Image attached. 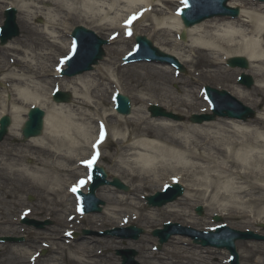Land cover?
Instances as JSON below:
<instances>
[{
  "label": "bare ground",
  "instance_id": "obj_1",
  "mask_svg": "<svg viewBox=\"0 0 264 264\" xmlns=\"http://www.w3.org/2000/svg\"><path fill=\"white\" fill-rule=\"evenodd\" d=\"M20 1L21 5L18 9L19 22L25 30V35L10 41L4 50L5 52L17 54V56H14L16 59L22 56L21 59L16 60V63L19 64V72L22 75H27L32 81H29L31 85L20 86L19 84L25 78L12 77V75L18 74L8 76L12 79L13 85L0 90L2 94V96L0 95V116L3 114L11 115L12 124H10L9 136L18 139L21 126L26 119V110L31 105L40 108L53 107V110L44 119L41 136L28 139L25 145L15 144L9 146L5 144V141L0 143V191L5 198L11 196L14 189L17 192H26L33 189L39 192L37 194L39 197L46 200L45 205H43L44 207L47 205L46 208L52 207L51 210L57 211L58 206L59 208L63 207L66 202L73 200L74 209H76L78 203L75 194H66V199L59 200L56 204L51 196H54L57 192L55 185H57L56 182L63 173L72 175L75 178L77 173L85 171L87 179V168L89 166L80 162L81 159L86 157L84 155L85 151L92 152V155L85 159L96 156L93 164L104 157L103 155L100 156L98 150L104 140L107 141L109 138L107 135L109 125L112 123L107 120V117L111 115L105 116V119L102 118L101 121L97 120L101 116L100 111L96 108L101 103L104 104L105 99H102L99 88L100 82L93 80L96 76L100 78L105 75L111 84L119 85H122L120 78L126 80L128 78L127 82L129 84L140 89V96L137 99L142 103L143 101H151L147 100V97L160 99L161 101L175 100L174 103L179 107L177 112L181 113L182 107H185L188 109V113L193 111L197 114L201 113L197 110V106L201 102L196 95L197 93L192 89L197 82L205 81L196 74L198 70L192 71L183 79L182 84L186 89L183 88L181 97L174 96L167 85L177 83L178 80L174 79L176 72L169 66L157 67L146 63H134L127 67H122L119 64L118 66L115 65V58H113L117 53L115 48L127 42L118 35L116 37L119 38L112 41L113 45L103 47L108 53V59L106 63L95 66L96 73L86 74L89 79L85 77L86 80H82L74 76L67 80L70 86L69 83H65L67 85L63 88L61 81L57 84L61 86L60 90L71 94V102L56 103L49 101L50 95L46 97V100H41L37 89L44 80L38 79L43 78L46 74L45 76H48V80H50L47 81L49 83L53 81L51 78L52 73H56L58 69L49 70L48 65L43 64L42 61L49 55H52L51 60L54 61L59 54H53L56 51L66 49V45L61 40L63 35H60L57 31L60 26L62 27L59 30L68 29L66 23H64L66 20L84 21L101 30L114 29L119 25L120 17L130 12L133 16H136V19L129 27L122 26V29L127 36H131L134 34L133 29L142 24L149 16L147 18L149 24L145 25L146 28L142 32L150 30L148 35L151 34L158 42L169 41L168 34L170 32H174L173 35H176L181 31L185 34V38L181 41L184 42L188 34L190 37L188 51L180 53L179 46L182 45L177 41H170L172 47L170 51L172 50L173 54L178 56L176 58L183 66L187 63L191 64L192 67L197 65V68L205 73L210 72L207 69L214 66L215 63L219 67L224 62V58L219 59L217 55L221 57L227 55L228 58L243 56L248 60L247 62L252 63L247 71H243L255 77L256 85L249 93L233 87V94L244 100H249V103L257 107H264V3L256 4L250 0H242L246 2L242 3V7L244 8L245 4H249L248 9L250 10L245 12L241 9L239 19L225 21V18H216L188 29L182 27L178 15L172 13L171 8L167 5L175 2V0H109V3H106L105 0ZM178 2L180 1L178 0ZM206 2L209 3L210 0ZM206 2L205 0H198L195 3L201 6ZM43 4L45 7H42ZM155 4L159 9H150L151 5L154 6ZM229 5L232 7L239 6L235 2H230ZM254 6L256 8L253 9ZM178 7L179 5L176 6V8ZM42 9L44 12L41 11ZM36 14L42 16L45 23L40 29L37 25L32 26L29 23V20ZM142 32L137 31L134 35L142 34ZM107 38L115 37L110 35ZM161 50L163 49L161 48ZM176 50L179 51L175 52ZM163 52L166 51L163 50ZM8 67L7 64L0 62L1 70ZM109 69H112L113 72L110 73ZM238 70L240 71L237 68L229 69L232 74ZM117 72H121L120 78H118L119 74ZM76 84L78 89L75 87ZM6 94H11L12 97L4 99L3 96ZM258 94L259 98L256 99L255 96ZM159 105L166 108L165 103ZM87 106L96 107L94 111H90V116L83 110L77 111ZM71 107L75 108L74 111H70ZM66 108L68 109L66 110ZM145 112L142 109H137L132 118L122 123L119 122L118 127L122 124L132 127L127 139L131 136L146 135L148 137L154 136L156 142L125 143L126 140L123 138L118 139L117 142L120 144V148L116 151L117 158L112 160L118 171L129 181L136 183L135 191L143 189L156 181L160 183L163 178H167L164 173L170 170L175 172L174 175L170 174L173 175V178L179 180L176 174L181 176L179 183L182 185L184 179H188L189 184L186 187L185 200L201 197L209 201L210 206L215 207V209L219 208L216 210L217 214H226V216L241 219V221L253 219L254 222H257L258 218H254V216L260 212L264 214V207L259 208V204L264 201V114L246 121L232 119L228 122L227 119H216L213 122L203 121L198 125L190 123L186 126L187 123L182 124L171 119L146 117L147 112ZM88 116L91 119L90 121L95 122V124L102 122V127L105 125L103 121L107 123L108 130L106 129L102 140L98 131L99 125L93 133L82 124L85 120L84 117ZM179 124H182V129L179 128ZM96 131L98 132L96 133ZM97 141L101 142L97 144ZM75 142L82 143L79 149H83L84 154L82 157L75 159L73 162L75 167H69L67 164L71 161V158L73 159L75 155L73 151H76L78 147H72ZM136 150H144L145 153L139 154L136 153ZM80 153L82 152H78L76 155H81ZM24 158H34L33 164L31 166L24 165ZM161 169L167 171L164 172ZM114 175L118 176L117 174L112 176ZM87 182L88 179L83 185L77 184V186L83 190ZM61 184L63 189L65 184ZM69 184L67 182L66 186ZM134 190H132V193H134ZM100 192L108 205L107 210L110 213H105L104 217L109 218V221L118 220V224L125 222L128 218L125 215H119L118 210H116L119 205H125L126 207L121 212L131 211L132 214L134 211L135 214H138L140 206H137V203L132 204L127 201V198L119 200L112 187H102ZM70 195L72 198H70ZM179 201L166 205L170 206L169 212L171 210L176 211L180 214V217L187 214L191 215L186 211L181 212L182 202ZM53 204L57 205V208H54ZM25 212L23 211V213ZM31 214L32 212L28 215L29 218ZM140 217L142 215H138L139 219ZM100 218L97 215H89L87 225L91 229L100 227L102 225L101 220H104V218ZM64 219L61 216L56 221L57 226L66 224ZM145 219L144 221L147 223H152L154 218L153 216H147ZM8 222L7 219L5 223ZM193 224L198 225L200 223L193 222ZM68 228L70 226L62 232L64 234L69 233ZM33 233L35 234V243L39 237L53 240L57 238L55 231L52 233L41 230L33 231ZM81 240V244L74 246L75 249L71 254L74 260L70 258V264H102L99 256L104 249L107 250L111 247V242H115H108L103 237H84ZM45 242L47 243V241ZM53 244L57 245L58 243ZM11 250L10 255L13 253V249ZM163 250L164 255L158 256L159 260L157 262L152 261L154 256L147 254L143 256L142 264H216L209 259L210 255L214 254L213 250L202 249L189 239H183L180 236L171 238ZM263 251L255 246V249L246 252L244 261L248 263L249 260L253 259L255 264H264ZM257 254L263 256V259L257 261L255 259ZM8 258H5L7 264H12L11 256V259ZM35 259V257H28L25 262L26 264H33ZM48 261H50L49 264H54L55 259L50 258Z\"/></svg>",
  "mask_w": 264,
  "mask_h": 264
},
{
  "label": "rangeland",
  "instance_id": "obj_2",
  "mask_svg": "<svg viewBox=\"0 0 264 264\" xmlns=\"http://www.w3.org/2000/svg\"><path fill=\"white\" fill-rule=\"evenodd\" d=\"M250 1L252 3L254 2V3L258 4V2H255L254 0H250ZM105 2L109 3L110 1L105 0ZM233 2L237 3L239 5L238 8L240 10L242 9V11L246 12V11L250 10V9H248V7L250 6L249 4H245L244 8L242 7V3H246V2H243L242 0H234ZM8 4H12V6L17 9V11H16L17 12L16 23H17L18 28H19L18 37H23L25 35V32H24L25 30L20 25L19 10H18L19 6L21 5L20 0H0V24L2 25L1 22H3V19H4L3 18V11H4L5 7L8 6ZM157 4H159V3L157 2ZM157 4H155L152 8L158 9ZM176 4H178V3L173 2V3L167 4V5H169L170 8H174L176 6ZM228 4H230V2ZM159 5H161V3ZM164 6H166V4H164ZM42 7H45V5ZM254 8H256V7L254 6L253 9ZM41 11L44 12L43 9ZM148 17H146V20L144 22H142V24H140L138 27L136 26V29H135L136 32L137 31L142 32V30L144 28H146L145 25L149 24V20L147 21ZM40 20H41V22H39ZM73 20L74 19H70V20H68V21L66 20L64 22V23H66L65 24L66 27H68V29H63L64 32H62V30H59L62 26L58 27L57 31L60 35H63V39H61V40H63V43H65V44L69 40V35H67L68 32H70V30H72L71 28H73L74 26H76L78 24H82V25L89 27L90 29L94 30L96 32V34H98L101 38L107 37V35L109 33H111L112 31L115 30L112 28L111 29H104V30L103 29L101 30L99 28L96 29L93 24H89V23L84 22V21L75 22ZM224 20L225 21H233L232 19H229V18H225ZM29 23L32 26L37 25V27H39V29L45 25L43 17L39 16L37 14L34 15L29 20ZM117 30H118V28H117ZM98 31H99V33H97ZM149 32H150V30H147L145 32H142V34H143V36H147L153 42V44H155V46H157L160 49L162 48L164 51H166L168 53L173 54V51L172 50L170 51V49L172 48L170 46V41H177V42L181 43L182 46H179L180 47L179 48L180 53H183L182 51H188V46L190 45V41H189L190 37L187 34L188 32L186 33L187 34L186 40L184 42L177 40L175 35H173L174 32L173 33L170 32L168 34L169 35L168 36L169 41L158 42L153 36H151V34L148 35ZM18 37H14L11 40H9L6 44L0 45V62L5 63L9 66L7 69L6 68L3 70L0 69V82L3 83V80H4L5 82H7L5 84L11 85L13 83V81L8 76L12 75V74H18V75H12V77H20V78L23 77V78H25V80L23 82H21L19 85L20 86H28L30 84L29 81H32L31 78H29L27 75L26 76L22 75V73L19 72V66H18L19 64L16 63L17 62L16 60L21 59L22 56H20L16 59V58H14V56H17V54L5 52V50H4L5 46H7L10 41H13L15 38H18ZM125 41H127L125 44H122L120 47L115 48L116 49L115 51L117 53L115 54V56L113 58H115V65H117V66H118L119 62H121L122 67H127V66L132 65V64L125 65L122 62L123 56L126 55L128 52L132 51V48L134 46L133 39L132 40H125ZM111 45H113V44L108 43V45H106V47H109ZM179 50H176L175 52H177ZM64 53H65L64 50H60L58 52L56 51L53 55L59 54L57 56V59H58L59 56H63ZM226 56L227 55H223L221 57L220 55L219 56L217 55V57L219 59L225 58ZM176 57H178V56H176ZM51 58H52V55H49V56H46L42 61L43 64L48 65V68H50L49 70H51L52 64L54 62L56 63V60L53 61V60H51ZM107 59H108V53L104 49V57L102 58L101 61L98 62L97 65H99L100 63L101 64L106 63ZM217 62H219V61H217ZM141 63H143V62H141ZM146 64H151V65L157 66V67L167 66V65L156 64V63H146ZM251 65H252V63H249V68ZM197 67H198L197 65L192 67L191 64L187 63L184 65V68H185L184 73L179 74V76L177 78H175L173 76L174 79L178 80V82L177 83H171L167 86H169V89L173 92L174 96L181 97V95L183 94V88H185L182 84L183 79L185 78V76H187V74L191 73L192 71L198 70V72L196 74H198L199 78H202L205 81L204 82L203 81L197 82L192 87V89L195 91V93H197L196 95L201 102L198 104L197 110H200L202 107H205L204 106L205 101L203 100L202 95H200V94H201L202 87L207 84L213 88L224 89V90L228 91V93H230L232 96H234L237 99V101L239 100L240 103H242V104L250 107L252 110H254L255 111L254 117H252L249 120L255 119L260 114H264V107L263 106L257 107L255 105L249 103L250 102L249 100H246V99L244 100L240 97H237L235 94H233V89H234L233 87L244 90L247 93H249L252 90V88L256 85V79L252 74H250V75L253 78V84H252L251 88H246L245 86L237 84V77L240 74L241 70L235 71L232 74V73H230L231 71H229L230 68L225 66L224 62L219 67H217L216 63H215L214 66L207 69V70H210V72H206V73L204 71L199 70ZM95 68L96 67L94 66L92 71L82 73L80 75H77V77L81 78L82 80H84L85 77H86V79H89V78H87L86 74L96 73ZM224 69H225V71H224ZM108 71L110 73L113 72L112 69H109ZM49 72H51V71H49ZM117 73L119 74L118 78H120L121 72H117ZM207 73H209V74H207ZM45 75L46 74H44L43 78L38 79L41 81L44 80V81H42L43 83L41 85H39L38 89H37L38 90V92H37L38 96L40 97L41 100H46V97L48 96V92L54 86V84L59 83L61 81L60 83H62L61 85L64 88V86L69 83L67 81V80H69V78H67V77L60 78V76L51 77L53 79V81L48 83L47 81H50V80H48V76H45ZM91 75H93V74H91ZM220 77H222L224 79H221ZM79 78H77V79H79ZM106 78L107 77L104 75V76H101L100 78L98 76H96L93 79L94 81L100 82L99 88L101 90L102 99L103 100L105 99L104 104L101 103V105H99L97 108L96 107L95 108L100 111L101 118H104L107 115H111V116L107 117V120H110V122L112 123L109 125V130H110L109 138L107 139L104 146H102V150H100L102 152V155L104 156L102 158V160L100 161V165H102L105 168V170L108 172V174L110 176H112L113 174H117L118 176H116V175H114V176H116L118 179H120V181L124 182L129 187V190H127V192L120 191V190L113 188V187H112V189L115 191V195L117 197H119V200L122 198H127V201L131 202L132 204L137 203V206H140V210H138L139 211L138 215H140V216L142 215V217H140V219L139 218L135 219V220L131 219V220L126 221L125 223H119V224H117L118 220L109 221V218L104 217L105 213H110V212H109V210H107L108 209L107 202L101 196V192H100L101 188L99 189L98 192H96V196L98 197V199H100L104 202V205L102 206V211L99 214H95V215L100 216L101 218H104V220L102 219L100 222V223H102V225H100V227H97L95 229H91V227L87 225V217L88 216L86 218H83V219L81 218L79 220L78 218L76 219V215L74 214L73 219L70 220L68 213L73 214L72 204H71L72 200L70 202L69 201L66 202L65 203L66 205L63 207L59 208V206H58L57 211H53V210H51L52 207L46 208L47 205L45 207L43 206V205H45L46 200L39 197L37 195V194H39V192L35 191L33 189L30 191H26V192H20V191L17 192V190L14 189L12 192V195L8 196L6 198L4 197V194L0 191V236H8V237L9 236H16V237L21 236V237H24V239H25L23 243H19V244H8V243L0 244V264H7V260L5 258H7V257L10 258V256L12 258V260H11L12 264H26L25 261H27L28 256L31 253L36 252L38 250H44V253L40 254L36 264H49L50 261H48V260L50 258L55 259L54 264H70V261H71L70 258L73 259L71 254H73L72 251L75 249L74 246L81 244L82 238H84V237H98L95 235L81 234V230L83 228L87 229V230H91V231H100L101 232L103 230L113 228L116 226L125 227L129 224L137 226V227H141V229L143 228L144 229L143 231H145L144 234L141 235L137 240H132V241L131 240H121V239H118L115 237H103L108 242H111V241H115V242H111V247L107 250L104 249L102 254L100 253L101 255L99 256V258H100L102 264H119L120 263V257L115 252H116V250H118L120 248L133 249L136 252V255L134 258L137 260L136 262H138V264H142L143 256H146L147 254L154 256V257H152V261L157 262L159 260V258H157V257L164 255L163 249L166 247L168 241L173 237H171L165 244H162V246L158 250L153 249L154 247H156L158 245V243L156 241L157 238H154L151 235V231L154 228H157V227L160 228L162 226V224L166 221L179 222L182 225L192 226V228H193V226L200 228L197 225H194V224L192 225L193 222L200 223L198 225H201V226H203V225L206 226L207 224H211V225L213 224V222L211 221V218L213 217L214 214L217 213L216 210H218L219 208L215 209V207L210 206L209 201H207L206 199L201 198V197H194V198H191L190 200H185L184 197H185V194L187 191L186 187L189 184L188 179H186L185 177H182V178H185L183 181L184 194H183V196L176 198V200L173 201L172 204L174 202H177L178 200H180L179 202H182L181 203L182 208H180L181 212L183 211V213H184L186 211V212L190 213L191 215L187 214V215H184L183 217H180V214L177 213L176 211L171 210L169 212L170 206L165 205L166 207L163 206V207H159V208H151L150 209L146 206V204L143 200L145 195L153 194L154 192L160 190V188L162 187L163 184L170 183L171 182L170 177H172V176H170V174H174L175 172H172L170 170L168 172H165L167 170L161 169V171L164 170L165 173L164 172H160V173H164L167 176V178H163V180L160 183H158L156 181V182L150 183L149 186H147L143 189L135 191L134 189H135L136 183L129 181L120 171H118L117 167H115L113 165V161H112V160H115L117 158L116 151H117V149L120 148L119 147L120 144L117 142L118 139L123 138L124 140H126L125 143H135V142L141 143L143 141H145V142H147V141L148 142H151V141L156 142L155 141L156 139L154 138V136L148 137L146 135L131 136L130 138L127 139V135L129 133V131L132 130L131 129L132 127H129L126 124H122V126L118 127L119 122L122 123V122L127 121L130 118H132L134 116V114L136 113L137 109H142V110L147 112L146 107H148L149 104L165 103L167 110L185 116L186 120L184 122H180V123H182V124L187 123V124H185L186 126H188L190 124L187 120L188 115H190V113L187 112L188 109H186L185 107H182L181 113L177 112L178 111L177 109L179 107H177L176 104L174 103L175 100H173V101H169V100L161 101L160 99L147 97V100L149 99L151 101H149V102L143 101V103H142V102H140L139 99H137V97L140 96V89L134 88L133 85L129 84V82H127L128 78H127V80L125 78H120L122 85H119V84L114 85L113 83L111 84V82ZM65 83H67V84H65ZM69 86H70V83H69ZM69 86H67V87L69 88ZM115 86H117V88L119 89V91L122 94L127 95L130 99L131 111H130V114L126 115V117L122 116V115H118V114H113V112H112V101H111V99H112V94L115 91V89H114ZM75 87H76V89H78L77 84L75 85ZM1 88H2V86H0V90H1ZM0 95L2 96L1 91H0ZM3 97H5L4 99L8 98L5 95ZM9 97H10V95H9ZM255 98L256 99L259 98V94L257 96H255ZM71 100H70V102H71ZM156 100H158V102H156ZM167 101H169V102L166 103ZM68 108H66V110ZM95 108L91 107V106H87V107H84L82 109H78L77 111L83 110V111H85V113L89 114L90 111H94ZM43 109L45 111L44 113L47 116V115H50V112H51V110H53V107H50V108H44L43 107ZM74 109L75 108L71 107L70 111H74ZM193 112H195V111H193ZM145 115H146V117H149V113H146ZM46 116H45V118H46ZM89 116H90V114H89ZM89 116L84 117L85 120L82 119L83 120L82 124L86 128H88L90 131H93V133H94L96 130V124H95V122L90 121L91 119H89ZM96 117H98V116H96ZM216 119H227V118H216ZM227 121L230 122V121H232V119H227ZM182 124H179L180 129H182ZM214 130H216V129H214ZM9 133H10V128H9L8 134H6V136L3 138V141H5V144H8L9 146L10 145L14 146L15 144H19V145H25L26 144L27 141L23 142L21 135L19 136L18 139H13L9 136ZM81 144H82L81 142H79V144L75 142L74 145H72V147H74V146H78V147H77L76 151H73V154H75L73 156V159L71 158V161L68 162V164H67V165H69V167H74L75 165L73 162L75 161V159L83 156V154H84L83 149H79ZM256 149L258 150V148H256ZM78 152H82V153H80L81 155L77 156L76 153H78ZM85 152L86 153L84 155L86 156L88 152L87 151H85ZM136 153L141 154V153H145V151L144 150H136ZM33 161H34V158H26V159L24 158L23 164L27 165V166H31L33 164ZM64 163H65V161H64ZM76 175L78 176V173ZM73 179H75L74 176L68 175L65 173H63L62 176H60V178L58 179V182H56L57 185H55V187H57V192L55 193L54 196L53 195L51 196L54 199L55 204H56V202L58 203L59 200L66 199V192H67L66 191L67 190L66 183L71 182ZM0 180H1V172H0ZM61 183L65 184V187L63 189H62ZM105 187H109V186H105ZM132 190H134V193H132ZM55 204H53V207L57 208V205L55 206ZM197 205H200L203 207V215L202 216L197 215L194 211L195 210L194 207ZM260 207H264V201L261 204H259V208ZM22 209H30L32 212V214L30 216L33 217V219L43 220L45 218H48L51 221V223L49 225L43 226L41 230L45 231V232L49 231L52 233H54V231H55L57 238L53 240L51 238L39 237V239L35 243V234L33 233V231H41L40 229L36 230L32 226H26V225H20V224H19V226L14 225V219L17 218L19 211ZM125 209H126L125 205H119V207H117L116 210H118L119 215H121V216L122 215H126V216L131 215V211L130 212H127V211L121 212V210H125ZM220 215L223 216V214H220ZM61 216L63 217V219L66 216V218L64 219V222L66 224H63V226H60V225L57 226L56 221L59 218H61ZM116 216L118 217V214ZM132 216L134 218L137 215H132ZM147 216H153L154 219H152V223H147L146 221H144V220H146L145 217H147ZM222 218H223L224 222L229 227L239 229V230L249 229V230L254 231V233L256 232V233L264 234V231H262V229L259 228V224L264 223L263 212L257 213L254 216V218H258L257 222H254L253 219H250L248 221L247 220L241 221V219H234V218H231V217L225 216V215ZM7 219L9 220V222L5 223V221ZM65 225L66 226H72L73 229L76 228L75 230H77L75 238L74 239L69 238L70 243L68 245L65 244L66 242L64 241V235H62L63 234L62 231L64 230ZM52 229H57V230L53 231ZM71 235L72 234H70V236ZM181 237H183V236H181ZM183 238L185 239L188 237H183ZM142 239H144V240H142ZM45 241H47V243L50 244V247L47 249L44 248V246H41L42 243H44ZM55 242H57L58 244L57 245L53 244ZM235 244H236V246H235L236 250L239 254V256H238L239 257V264H255L253 259L249 260L248 263H246L244 261V255L246 254V252L251 251L252 249H255V246L264 250V242L263 241L262 242L261 241H237ZM11 249H13L12 255H10L12 252ZM206 249H211L214 251V254L210 255V258H209L212 262H214L216 264H227L225 262L226 261L225 257H227L228 251L223 250V249H215V248H208V247ZM3 254L4 255L7 254L6 257H4ZM255 259H257V261H260V259L261 260L263 259V256H261L260 254H257L255 256Z\"/></svg>",
  "mask_w": 264,
  "mask_h": 264
},
{
  "label": "water",
  "instance_id": "obj_3",
  "mask_svg": "<svg viewBox=\"0 0 264 264\" xmlns=\"http://www.w3.org/2000/svg\"><path fill=\"white\" fill-rule=\"evenodd\" d=\"M190 1H194V0H190ZM206 1V0H205ZM224 0H210V4L208 5L207 3H205L204 5H196V13L195 11H192L194 13V17H193V22L194 21H200L201 19L205 18V17H209L211 15L214 14H222L223 12V5ZM190 11L189 8H186L185 10H183L182 14H183V19H185V23L186 25H189L190 23H193L192 21H188L186 20V16L188 14V12ZM14 18L13 17H8L6 22H5V38L12 36L15 33V25H14ZM138 40H140L142 42V45L145 46L147 49H149L155 56L160 57L163 55L162 52H160L158 49L153 48L150 44V42L148 40H146L143 36L138 38ZM99 45L96 46V52L95 54L90 58V60L88 61V63L85 65V69H89L90 64L91 63H95L99 58H101V52L98 51ZM232 65H236L239 64L242 67L247 66V62L245 59L240 58V59H232L230 60V62ZM243 79L248 80V77L243 76ZM62 99H64L65 101L68 100L69 95L68 94H61ZM121 99H123V101L125 102V107H123L121 109V111L123 112H128V107L126 106L128 104V98L125 96H123ZM153 111V109H152ZM227 114L232 115L230 112H228ZM252 114L251 111H248V109L244 110V112L240 115V117H245L246 115ZM191 121H201V119H197L194 116L191 117L190 119ZM29 121L25 123L22 131H23V135L25 138H27L30 135H34V134H38L40 133L41 130V126H42V121L40 118V114H38V110H34L32 112H30L29 114ZM9 123V118L7 116L2 117L0 120V140L2 139L3 135L6 132V126ZM101 172V180L105 181V173L104 171H100ZM114 186H116L117 188H121L124 190H127V187L125 185H123L120 181H118V179L114 178L112 183ZM182 193V188L179 185H174L171 188V196H167V195H162L160 196L159 194H156L155 196H151L148 198L149 204L151 205H162L167 201L173 200L174 198H176L177 196L181 195ZM95 203V202H94ZM93 209H95V211H100L99 207L97 206V204L95 203V206L93 207ZM135 230V235H138L139 233H141V229L140 228H136ZM157 233V232H154ZM239 237H244L243 233L237 232L233 238L230 240V244L229 246L231 247V249L234 251V245H233V241L236 238ZM255 238L258 239H264V237H259V236H255ZM204 242H202L203 244Z\"/></svg>",
  "mask_w": 264,
  "mask_h": 264
},
{
  "label": "snow or ice",
  "instance_id": "obj_4",
  "mask_svg": "<svg viewBox=\"0 0 264 264\" xmlns=\"http://www.w3.org/2000/svg\"><path fill=\"white\" fill-rule=\"evenodd\" d=\"M131 19H135V16H133V17H131L130 18V20L128 21V23H130L131 22ZM103 139V132H101V140ZM101 141H97V144H99ZM95 147V146H94ZM95 155L92 157V159L91 160H89V161H85V163H87L89 166L92 164V162L95 160ZM81 184H83V183H85V181H81L80 182ZM73 190H75V189H73Z\"/></svg>",
  "mask_w": 264,
  "mask_h": 264
}]
</instances>
